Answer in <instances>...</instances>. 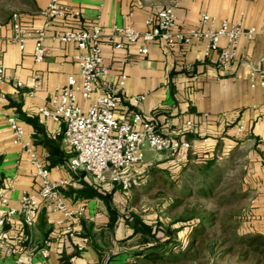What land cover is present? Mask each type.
I'll list each match as a JSON object with an SVG mask.
<instances>
[{
  "label": "crops",
  "instance_id": "crops-1",
  "mask_svg": "<svg viewBox=\"0 0 264 264\" xmlns=\"http://www.w3.org/2000/svg\"><path fill=\"white\" fill-rule=\"evenodd\" d=\"M48 2L26 0L17 11H0V36L4 38L0 63L8 76L0 85V95L6 98L0 101V199L7 197L12 206L18 207L23 192L37 194L40 189L28 151L13 142L7 118L15 115L25 128L26 139L50 169L51 180L69 179L71 184L66 188L86 191L67 197L70 205L83 214L75 224L73 237L65 234L64 225H57L63 216L46 201L40 202L33 227L24 224L20 214L6 218L0 227V264H144L133 256L140 247L141 235L135 234L127 222L132 212L139 213L121 201V185L100 183L83 171L74 173L69 165L74 150L65 141L64 121L43 122L39 111L55 87L65 84L70 75L81 81L75 59L80 49L75 43H61L54 33L76 27L91 29L96 24L103 28L102 53L110 69L107 79L118 83L122 75L127 76L118 97L119 113L140 111L162 132L190 140L193 155L216 154L235 164L243 158V168L256 192L247 218L264 235V85L260 83L264 36L254 40L243 37L229 69L217 66V51L206 57L205 43L199 39L169 50L160 40L116 48L112 39L115 26L147 30L148 17L169 4L176 5L181 30L197 27L205 12L240 20L246 27L259 26L264 23V0H62L70 9L80 11L81 17L53 20L46 28V57L36 62L34 39H27L24 49L11 40L12 15L18 13L21 23L30 29L43 28L48 19L42 10ZM144 46L149 49L147 54L140 52ZM36 75L41 77L39 85L35 84ZM135 95L146 97L134 104ZM79 101L88 105L81 97ZM241 120L245 127L239 134ZM146 149L152 153L144 159ZM154 152L144 147V162L132 168L135 176L168 158ZM92 188L109 195V200L90 196ZM85 237L88 243L83 241ZM44 248L50 251L48 259L41 255Z\"/></svg>",
  "mask_w": 264,
  "mask_h": 264
},
{
  "label": "built area",
  "instance_id": "built-area-1",
  "mask_svg": "<svg viewBox=\"0 0 264 264\" xmlns=\"http://www.w3.org/2000/svg\"><path fill=\"white\" fill-rule=\"evenodd\" d=\"M42 14L48 21L45 27L37 29L24 26L18 13L12 15L14 34L11 40L24 49L27 39H34L36 62H41L46 57V28L52 21L58 18L70 20L81 17L80 11L70 9L62 0H49ZM177 24L176 5L169 4L148 17L147 30L140 31L132 26H115L112 39L116 48H125L128 44L139 41L150 43L160 40L166 50L179 43H190L199 39L205 43V56L210 57L217 51V66L229 69L237 56L243 37L254 40L264 36V23L246 27L240 20L235 21L208 12L201 15L197 27L181 30ZM2 29L3 24L0 23V30ZM102 30V26L96 24L91 29L76 27L54 33L53 37L61 43H75L80 49L75 59L80 68L81 81H78L75 75H70L65 84L55 87L52 96L39 111L43 122L64 121L65 141L74 150L69 162L74 173L83 171L100 183L113 181L127 189L130 185H140L144 182V179H139L130 170L142 162L145 146L158 153L182 157L186 151L193 149V144L188 139L162 132L154 121L146 120L138 110L132 109L126 114L119 113L118 97L124 91L127 76L122 75L118 83L107 79L110 69L105 64L102 53ZM3 40L0 36V50ZM148 51L147 46L140 49L142 54H147ZM7 77L5 67L0 63V85ZM17 83L22 85L20 81ZM40 83L41 77L36 75L35 84ZM260 83L264 85V70L260 71ZM80 97L88 103L87 106L81 105ZM145 97L135 95L132 98L133 103L139 104ZM5 100L6 98L0 95V101ZM7 119L12 129L14 144L20 145L29 153V160L35 167L33 175L40 181V189L37 194L23 192L18 207L12 206L9 198H1L0 227L5 225L6 218L17 214L21 215L24 224L33 227L40 202L46 201L63 216L57 225L65 226L66 235L75 236L74 227L83 211L72 207L63 193V189L71 184V180H51L50 169L39 159L31 141L26 139L25 128L19 119L15 115H10ZM244 127L245 121L241 120L238 125L239 134L243 132ZM262 143L264 145V141ZM83 241L88 243L89 239L85 237ZM40 252L44 259H48V248L41 249Z\"/></svg>",
  "mask_w": 264,
  "mask_h": 264
},
{
  "label": "rangeland",
  "instance_id": "rangeland-1",
  "mask_svg": "<svg viewBox=\"0 0 264 264\" xmlns=\"http://www.w3.org/2000/svg\"><path fill=\"white\" fill-rule=\"evenodd\" d=\"M25 1L0 0V11H17ZM151 153L146 149L144 159H147ZM158 154L170 156L169 153ZM244 165L245 160L243 158L236 164L233 163V160L226 161L223 158L218 167L222 176L214 188L215 193L204 198L181 196L178 193L181 185L173 188L171 182L166 183L163 179L154 185V180L150 175H147L146 178H140L145 172L141 170L142 166H139L140 176L136 177L144 179V182L140 185H130L127 189L121 186V201L132 207L144 219L155 224L157 221H161L165 227L169 226L178 216L192 214L194 209L207 213L215 212L218 218L217 225L208 229L204 236L208 250L198 253L195 260L183 261L181 264H264V245L259 250H255L246 242L247 240H240L241 236L247 238L258 233V230L249 224L247 218L251 201L256 192L254 182L247 176L243 168ZM162 166H167V163L162 164ZM130 171L134 175L132 169ZM193 179L196 181L195 178ZM192 186L198 187L194 182H192ZM180 199L183 202L177 204L176 201ZM223 226L226 229H223ZM187 230L188 228L181 232L182 240L186 244L190 242L189 239L187 240L188 237L186 238ZM231 234L235 235V238H232ZM159 235L162 236V232Z\"/></svg>",
  "mask_w": 264,
  "mask_h": 264
},
{
  "label": "trees",
  "instance_id": "trees-1",
  "mask_svg": "<svg viewBox=\"0 0 264 264\" xmlns=\"http://www.w3.org/2000/svg\"><path fill=\"white\" fill-rule=\"evenodd\" d=\"M222 159V156L216 154L208 157L193 155L192 150L186 151L182 157H175L170 154V157L164 162L167 163V166L163 167L162 164L164 163L154 164L145 169V175L143 174L140 178H146L147 175H150L154 180V185L160 183L162 179L166 183L171 182L173 188L181 185L178 193L188 198L209 197L214 195V188L222 176V172L218 171ZM175 167L178 169L174 170ZM192 182L198 187L192 186ZM89 190L90 196H100L105 201L109 200V195H102L93 188ZM63 193L66 197H73L74 194L76 196L83 195L86 191H76L68 187L63 189ZM181 202H183L181 199L176 201L177 204ZM127 222L135 234L141 235L140 247L133 253L137 262L144 264H181L183 261L195 260L198 253L208 250L204 236L208 229L217 225L218 218L215 212L207 213L194 209L192 214L178 216L166 227L161 221H157L156 224L147 222L135 212L130 214ZM186 228H188L186 238L188 237L187 240H190L188 244L181 237V232ZM223 229L226 227L223 226ZM160 232H162V236L159 235ZM231 237L235 238V235L231 234ZM240 240H247L246 242L255 250H259L264 245V235L260 233L247 238L241 236ZM99 264L103 263L100 262Z\"/></svg>",
  "mask_w": 264,
  "mask_h": 264
}]
</instances>
